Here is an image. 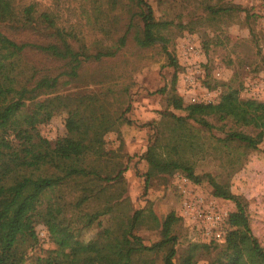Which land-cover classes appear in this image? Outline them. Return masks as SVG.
Returning <instances> with one entry per match:
<instances>
[{
    "label": "trees",
    "instance_id": "trees-1",
    "mask_svg": "<svg viewBox=\"0 0 264 264\" xmlns=\"http://www.w3.org/2000/svg\"><path fill=\"white\" fill-rule=\"evenodd\" d=\"M117 9L130 13L123 31L117 28ZM63 10L78 11L79 21L62 24L59 16ZM2 24L33 31L47 40L17 42L0 30V264H158L160 252V264H197L202 259H208V264H264V248L252 233L244 205L213 180L214 195L235 202L220 256L212 255L209 245L195 243L178 255L174 226L180 219L173 212L161 224L156 222L160 240L145 245L134 233L140 212L121 210L120 194L111 192V187L121 182L123 169L102 170L107 157L113 155L104 149V136L125 121L127 107L124 111L114 109L119 98L109 89L54 95L60 80L64 78L67 85L77 79L86 62L114 57L125 46L131 28H135L133 37L139 47L162 43L166 51L161 34L166 24L155 19L147 0H51L43 7L34 1L0 0ZM88 34L96 35L90 43ZM29 52L62 62L63 71L57 75L39 73L28 60ZM167 54L176 67L175 59ZM169 103L186 115L167 114L170 134L157 129L143 153L148 164L146 184L151 177L174 172L199 181L193 169L180 165L177 159L180 143H192L190 121L208 131L214 127L209 117L251 127L256 131L253 136L238 131L228 135V140L247 149H256L264 138V101L241 99L236 89L224 91L216 104L184 105L173 88ZM59 113L65 115V133L50 141L40 135L39 126ZM78 185L80 192L71 200ZM98 202L101 209L87 210ZM101 216L108 224L91 242L74 233L76 226L88 228ZM38 224L44 225L55 248L44 257L18 255L17 238L26 235L36 241ZM102 224L98 221L100 227Z\"/></svg>",
    "mask_w": 264,
    "mask_h": 264
},
{
    "label": "rangeland",
    "instance_id": "rangeland-1",
    "mask_svg": "<svg viewBox=\"0 0 264 264\" xmlns=\"http://www.w3.org/2000/svg\"><path fill=\"white\" fill-rule=\"evenodd\" d=\"M25 1L37 2L41 7L51 4V0ZM147 2L155 19L166 24L161 29L166 51L162 43L139 47L133 37L135 28H131L125 46L114 57L86 62L77 79L67 85L63 83L64 78L60 80L54 95L101 93L109 89L119 98L114 109L124 111L127 107L123 115L125 121L116 131L104 136V149L113 155L107 157L102 170L110 173L123 169L121 182L112 186L111 192L120 194L121 210L140 212L139 226L134 233L145 245L160 240L156 222L161 224L173 212L180 219L174 226L178 255L195 243L209 245L212 255L220 256L225 249L228 217L235 210V202L215 196L213 180L240 199L252 233L264 248V138L256 149L228 140L233 131L253 136L256 134L253 128L209 117L207 120L214 127L208 131L190 121L192 143H180L177 159L180 165L193 169L198 182L174 172L158 174L146 184L148 164L142 159L157 129L170 134L171 122L166 115H186L169 103L173 88L184 105L216 104L228 89L238 90L241 99L264 101V0ZM211 8L218 10L217 13ZM114 14L119 16L118 30L123 31L130 13L117 9ZM79 19L78 11L63 10L59 16V21L69 26ZM0 30L17 42L47 40L33 31L14 29L6 24L0 25ZM83 30L89 33L86 27ZM95 37L89 35L87 43ZM167 53L175 59L176 67L171 65ZM27 56L41 74L57 75L64 69L62 62L46 56L33 52ZM160 89H165V93H158ZM64 118L65 115L59 113L40 125V135L50 141L64 136ZM80 187L78 185L79 191L74 188L71 200L79 194ZM101 204H91L87 210L101 209ZM98 221L103 223L102 227ZM107 224V218L101 216L88 228L76 226L74 233L88 243ZM206 231L209 236L205 235ZM219 232L220 237H217ZM36 233V241L26 235L17 238L18 255L44 257L55 248L43 224L36 226ZM162 255L160 252L158 264ZM197 264H208V259Z\"/></svg>",
    "mask_w": 264,
    "mask_h": 264
},
{
    "label": "built area",
    "instance_id": "built-area-1",
    "mask_svg": "<svg viewBox=\"0 0 264 264\" xmlns=\"http://www.w3.org/2000/svg\"><path fill=\"white\" fill-rule=\"evenodd\" d=\"M188 49H192V47H188ZM184 181L187 182L186 180H184ZM187 206H188V205H187ZM217 218L220 219V217H217ZM220 234H221V232L217 233L216 236H217V237H220ZM205 235H206V236H209V233L206 231Z\"/></svg>",
    "mask_w": 264,
    "mask_h": 264
}]
</instances>
